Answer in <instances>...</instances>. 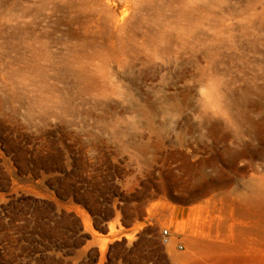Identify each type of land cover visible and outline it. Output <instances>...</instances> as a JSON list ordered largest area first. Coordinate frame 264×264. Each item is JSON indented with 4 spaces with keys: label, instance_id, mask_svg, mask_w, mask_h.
Wrapping results in <instances>:
<instances>
[{
    "label": "rangeland",
    "instance_id": "rangeland-1",
    "mask_svg": "<svg viewBox=\"0 0 264 264\" xmlns=\"http://www.w3.org/2000/svg\"><path fill=\"white\" fill-rule=\"evenodd\" d=\"M207 218L264 264V0H0V264H176Z\"/></svg>",
    "mask_w": 264,
    "mask_h": 264
},
{
    "label": "bare ground",
    "instance_id": "bare-ground-1",
    "mask_svg": "<svg viewBox=\"0 0 264 264\" xmlns=\"http://www.w3.org/2000/svg\"><path fill=\"white\" fill-rule=\"evenodd\" d=\"M126 10L123 11L122 15L126 17ZM118 22V21H117ZM208 210L211 209L212 205L208 203V205L205 206ZM207 212V211H206ZM209 212V211H208ZM247 214V211L244 212ZM168 217H171L170 214H163L162 218L167 219ZM208 219V218H207ZM205 220V222H195L193 227L197 231L196 236H188L185 238L186 242V250L182 252H178L175 248V242H173L170 239H166L167 242V248L171 253V259L176 264H210L212 261L211 254L214 250H216L218 247H220L219 241L217 240H205L203 239L204 235H210V232L212 233L214 228H218V224L220 223V226L223 222L218 220V224L214 221V218L212 221L208 219ZM217 222V221H216ZM222 222V223H221ZM227 226V225H226ZM228 227V226H227ZM219 227L218 229H220ZM223 228V227H222ZM236 228V227H235ZM236 231V230H235ZM245 231L244 227H240L237 229V232L241 235ZM202 235V238L198 237L197 235ZM212 236V235H211ZM242 236V235H241ZM219 238V237H218Z\"/></svg>",
    "mask_w": 264,
    "mask_h": 264
},
{
    "label": "built area",
    "instance_id": "built-area-1",
    "mask_svg": "<svg viewBox=\"0 0 264 264\" xmlns=\"http://www.w3.org/2000/svg\"><path fill=\"white\" fill-rule=\"evenodd\" d=\"M165 234H166V235L168 234V230H165Z\"/></svg>",
    "mask_w": 264,
    "mask_h": 264
}]
</instances>
